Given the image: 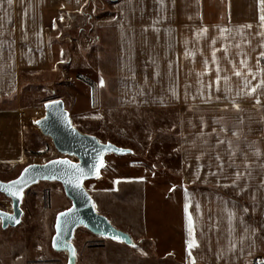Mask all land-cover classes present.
<instances>
[{
  "label": "crops",
  "instance_id": "crops-1",
  "mask_svg": "<svg viewBox=\"0 0 264 264\" xmlns=\"http://www.w3.org/2000/svg\"><path fill=\"white\" fill-rule=\"evenodd\" d=\"M91 1L0 0V172L24 159L27 108L16 100L22 74L58 65L56 27L84 28ZM114 7L107 24L116 105L176 110L184 254L181 262L160 264H264V6L258 0H115ZM132 190L122 212L105 203L104 188L92 196L96 210L130 233L144 206ZM186 204L198 245L191 256ZM124 214L126 224L118 220Z\"/></svg>",
  "mask_w": 264,
  "mask_h": 264
},
{
  "label": "rangeland",
  "instance_id": "rangeland-1",
  "mask_svg": "<svg viewBox=\"0 0 264 264\" xmlns=\"http://www.w3.org/2000/svg\"><path fill=\"white\" fill-rule=\"evenodd\" d=\"M84 12L88 16L84 28L73 32H66L58 26L55 29L62 47L58 65L33 77L22 74L16 100L27 108L24 159L0 172V179L16 177L29 163H42L63 156L36 124L45 113V102L61 98L70 112L72 123L80 130L97 135L103 142L111 141L132 149L127 154H106L105 167L101 168L99 176L85 181L91 195L95 198L94 192L104 188L105 193L107 191L106 195L104 193L105 203H115L122 212L126 208L129 188L134 189L136 199L141 202L143 199L144 203L143 215L142 206L138 209L137 228L130 233L137 242L136 246L95 235L80 226L73 236L77 262H181L185 240L180 215L182 180L176 110L155 107L127 110L116 105L115 48L113 32L107 24L116 13L114 1L92 0ZM128 177H142L144 181L137 180L134 184ZM112 193L118 196V200H111ZM70 203L58 181L42 180L29 186L22 201L20 223L3 228L0 221V264L40 261L67 264V254L53 249L52 237L56 214ZM94 205L97 206L98 202ZM0 208L12 210L10 197L2 192ZM122 217L118 220L126 224L125 214Z\"/></svg>",
  "mask_w": 264,
  "mask_h": 264
},
{
  "label": "water",
  "instance_id": "water-1",
  "mask_svg": "<svg viewBox=\"0 0 264 264\" xmlns=\"http://www.w3.org/2000/svg\"><path fill=\"white\" fill-rule=\"evenodd\" d=\"M44 107L45 113L36 120V122L39 121L36 124L43 134L52 139L54 146L63 156L51 158L42 163H29L16 177L9 180L0 179V185L5 186L0 188V192L10 197L12 201L11 211L0 208L1 226L7 228L20 223L23 215L22 201L25 190L29 186L42 180L58 181L62 184L71 203L56 214L52 247L56 251L67 254V264H79L73 236L75 230L80 226L95 235L121 240L125 244L136 246L137 242L134 241L130 232L116 226L104 213L96 210L93 197L85 186L86 180L97 177L94 166L98 165L101 154L103 161H105L107 153L124 154L132 152V149L119 146L111 141L103 142L97 135L80 130L72 123L70 112L61 98L46 101ZM54 161H68L69 163H53ZM73 166H77L88 173L79 182L80 187L76 186V176L79 173ZM25 169L28 171L25 172ZM100 171L101 169L99 173ZM21 177L27 183L11 187V191L23 188L22 194L14 197L7 190V187L11 185L12 181ZM66 212L69 213L67 217L60 215ZM11 217H15V220L10 219ZM16 220L19 223H16ZM73 251H75V256H73Z\"/></svg>",
  "mask_w": 264,
  "mask_h": 264
},
{
  "label": "snow or ice",
  "instance_id": "snow-or-ice-1",
  "mask_svg": "<svg viewBox=\"0 0 264 264\" xmlns=\"http://www.w3.org/2000/svg\"><path fill=\"white\" fill-rule=\"evenodd\" d=\"M259 4L261 6H264V0H258ZM8 3L11 4L12 3V0H8ZM260 21L262 22V25H264V15H261L260 16ZM248 27H251V25H248ZM204 31H207L206 29ZM262 56H264V53L261 54ZM213 56H215V53H213ZM235 75L239 76L240 73L239 72H236ZM103 82L101 81V84ZM256 89L253 88L251 90V92H255ZM36 123H39V121H37ZM117 151H123V150H117ZM53 163H61V164H68L69 162L68 161H54ZM73 167H76V171L79 173V175L76 176V186L77 187H80V181L85 178L88 173H85L83 169H80L78 168L77 166H73ZM105 167V164H104V161H103V158H102V154H101V157L99 159V163L98 165H95L94 166V169H95V172H96V175L99 176V170L101 168H104ZM28 170L25 169V172H27ZM52 178H55V177H52ZM240 178V174L237 173V179ZM24 183H27V181L24 180L23 177H21L20 179L16 180V181H12L11 182V185L7 187V190L10 192V194L14 197H18V195H21L22 192H23V188H18L16 191H11V187L13 186H16V185H22ZM5 186L4 185H0V188H4ZM188 208H189V205L186 204L185 205V212H186V219H187V226H188V232H189V236H190V239L187 243V246H188V250H189V256L192 255V249L195 248V247H198L197 243H196V239H195V235H194V231H195V225H194V221H193V217L192 215L188 212ZM61 216H64V217H67L69 215V213H61L60 214ZM10 219H13L15 220V217H11ZM16 223H19L18 220L15 221ZM65 223H67V221H65ZM54 246L55 243H54ZM73 256H75V251H73ZM194 264V262H193Z\"/></svg>",
  "mask_w": 264,
  "mask_h": 264
},
{
  "label": "trees",
  "instance_id": "trees-1",
  "mask_svg": "<svg viewBox=\"0 0 264 264\" xmlns=\"http://www.w3.org/2000/svg\"><path fill=\"white\" fill-rule=\"evenodd\" d=\"M113 1H115V0H113ZM34 264H48V263H47V261L46 262L40 261V262H37V263H34Z\"/></svg>",
  "mask_w": 264,
  "mask_h": 264
}]
</instances>
